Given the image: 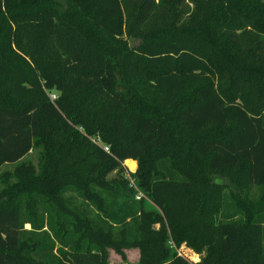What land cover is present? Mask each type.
<instances>
[{"label": "trees", "instance_id": "16d2710c", "mask_svg": "<svg viewBox=\"0 0 264 264\" xmlns=\"http://www.w3.org/2000/svg\"><path fill=\"white\" fill-rule=\"evenodd\" d=\"M6 164L0 264H264V4L0 0Z\"/></svg>", "mask_w": 264, "mask_h": 264}, {"label": "rangeland", "instance_id": "374dc122", "mask_svg": "<svg viewBox=\"0 0 264 264\" xmlns=\"http://www.w3.org/2000/svg\"><path fill=\"white\" fill-rule=\"evenodd\" d=\"M261 3L264 4V0H260ZM129 43L132 45V46H136L140 41L138 39H135V38H129L128 39ZM41 153H43V150L42 148H36L34 150H32L27 156H26V160L28 161H31L35 166L39 167L41 162H42V157H41ZM135 161V160H134ZM136 162V166L133 165V163H131L130 161L126 160L124 165L128 168V170L132 173H136L138 171V167H139V164L137 161ZM15 165L16 164H6L3 166V168L1 169L0 171V189L3 188L4 186V182H3V178H4V171H10L12 172L14 169H15ZM115 175V171H111L109 174H108V177L111 178L112 176ZM127 178L129 179V181H131V183L133 182L134 183V186H133V190L136 191V190H139V191H142V188L139 187L138 185V182L137 180L135 179L134 176L132 175H129L127 174ZM218 180L219 183L221 184H225V183H228V179L226 178H223L221 176H217L216 178ZM143 192V191H142ZM144 193V192H143ZM75 195V194H73ZM143 199V203H145V207L147 210L149 211H156L157 207L155 206V204L144 194V197L142 198ZM135 205H136V201L133 199ZM140 204L137 203V206H139ZM26 227L27 228H30L31 225L30 224H26ZM110 260L111 261H120L121 260V257L116 254L113 250L110 251ZM126 254H127V257L130 261H137L139 258H140V251L139 249H129V250H126ZM165 264H174L173 262H164Z\"/></svg>", "mask_w": 264, "mask_h": 264}, {"label": "built area", "instance_id": "2783aa9c", "mask_svg": "<svg viewBox=\"0 0 264 264\" xmlns=\"http://www.w3.org/2000/svg\"><path fill=\"white\" fill-rule=\"evenodd\" d=\"M50 97L52 100L56 99V94L55 93H50ZM104 149L106 151H109V147L105 146ZM128 169V168H127ZM129 173H132L128 170ZM130 186L133 187L134 183L130 181ZM135 196L136 199L140 200L144 197V193L142 191L136 190L135 191ZM169 244L174 250L176 251L177 255L180 257H183L187 261L191 263L198 262L200 260V255L193 251L187 244L183 243L180 246H177L176 243L173 240L169 241Z\"/></svg>", "mask_w": 264, "mask_h": 264}]
</instances>
